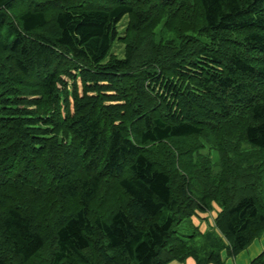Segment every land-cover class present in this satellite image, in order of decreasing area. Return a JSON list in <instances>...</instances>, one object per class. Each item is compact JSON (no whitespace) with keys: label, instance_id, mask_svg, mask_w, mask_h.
I'll list each match as a JSON object with an SVG mask.
<instances>
[{"label":"trees","instance_id":"16d2710c","mask_svg":"<svg viewBox=\"0 0 264 264\" xmlns=\"http://www.w3.org/2000/svg\"><path fill=\"white\" fill-rule=\"evenodd\" d=\"M263 181L264 0H0V264H224Z\"/></svg>","mask_w":264,"mask_h":264},{"label":"crops","instance_id":"0c3cea01","mask_svg":"<svg viewBox=\"0 0 264 264\" xmlns=\"http://www.w3.org/2000/svg\"><path fill=\"white\" fill-rule=\"evenodd\" d=\"M220 212L219 207H212L209 212H199L191 217V223L200 233L213 229V220ZM264 248V231L254 239L244 250L236 256L230 257L225 251L221 252V259L224 264H249ZM169 264H196L193 258H187L184 262L172 261Z\"/></svg>","mask_w":264,"mask_h":264},{"label":"rangeland","instance_id":"374dc122","mask_svg":"<svg viewBox=\"0 0 264 264\" xmlns=\"http://www.w3.org/2000/svg\"><path fill=\"white\" fill-rule=\"evenodd\" d=\"M201 153L204 154V155L209 154L210 155V159L213 162H216L217 154L214 151L210 153L208 151V149H205V150H202ZM262 199L264 200V181H263V186H262ZM212 207H217V206L213 203ZM191 224L187 223V221L184 222L183 224L180 225V227H178V232H182V233L190 232L191 229H192V225Z\"/></svg>","mask_w":264,"mask_h":264}]
</instances>
